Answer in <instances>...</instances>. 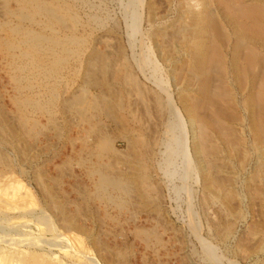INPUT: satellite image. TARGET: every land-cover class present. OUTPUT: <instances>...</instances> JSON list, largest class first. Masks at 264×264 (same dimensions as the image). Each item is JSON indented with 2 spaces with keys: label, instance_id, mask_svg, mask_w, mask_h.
Wrapping results in <instances>:
<instances>
[{
  "label": "rangeland",
  "instance_id": "374dc122",
  "mask_svg": "<svg viewBox=\"0 0 264 264\" xmlns=\"http://www.w3.org/2000/svg\"><path fill=\"white\" fill-rule=\"evenodd\" d=\"M44 1L62 25L35 11L31 0H0V264H264V182L251 178L263 158L252 144L247 90L237 80L226 78L237 116L231 138L243 143L227 159L226 142L210 132L220 148L216 159L227 163L218 172L227 180L223 188H205L189 120L176 129L182 143L168 171L157 146L151 162L146 155V142L163 128L154 92L165 101L163 88L178 100L189 79L185 57L166 59L174 52L172 22L179 6L202 11L201 2ZM78 103L82 108L71 107ZM94 122L110 149L89 148L95 138L85 131ZM140 160L149 163L150 189L138 187ZM107 177L132 185L128 195L104 184Z\"/></svg>",
  "mask_w": 264,
  "mask_h": 264
},
{
  "label": "bare ground",
  "instance_id": "6f19581e",
  "mask_svg": "<svg viewBox=\"0 0 264 264\" xmlns=\"http://www.w3.org/2000/svg\"><path fill=\"white\" fill-rule=\"evenodd\" d=\"M31 1L32 4H34L35 6V11L46 12V14H48L51 20L59 21L58 25L63 22V17L60 16L61 14H59L55 10L53 5L47 6L46 5L47 2L45 3L44 0H31ZM50 1L53 2V0ZM198 2H201V5L204 10L194 11L192 8H187V7L185 8V6L183 5L179 6L180 7L179 15L177 19L172 22L173 30L170 34H168V41L171 42V46L173 47L174 52L171 53L169 52L170 53L169 55L167 54V52H166L167 55L165 54L166 59L170 60L171 62H176L178 61L179 58H181L179 60H182V57H185V59H187L186 62L188 68L187 67L186 68L189 79H187L188 81L186 82L184 87H182L183 89L178 93L179 94V98H177L178 100H176L173 96H171L170 92L164 90L161 87L160 88L163 90L164 93H166L168 97L165 101L162 99L163 97L161 95V92L160 93L158 91L154 92L153 100L155 102L159 120L163 119L161 123L163 128L161 129V126L159 125L160 129L154 132V136H151L149 143H147L146 140L143 141L142 138H140L143 141L142 142L140 140L142 143L138 141L139 139L136 141L138 137L137 138L135 137L136 138L135 139L132 136V138L133 140L135 139L134 140V142L136 141L135 143L139 142L141 145L146 142L147 144L145 145L147 146L146 155L150 160V162L152 161L153 157H155V154L157 155V153H160L161 155H163V157L165 158L164 159L162 158L163 159L162 162L164 163L166 161L167 163L166 165H168V167L166 168L168 171L169 166L171 165L172 161H174L172 159L176 154L180 152L179 149L180 147H178V145L182 143V141H180L182 140V138L180 139V135L176 133L177 131H181V130L176 131V129L178 127H180V129L181 127H184L186 124V120H189L194 130V131L192 130L194 132V134L192 135L194 136H193V145L191 149L195 153L201 171L204 175L205 188L207 189V191L209 190L210 192L214 190H215L214 192L219 191L221 188L225 186V182L227 180L225 179L224 176L218 175V172L223 171L227 163H225L226 165L224 164V162H221L220 164L219 160L216 159V155L219 153L220 148L217 147L214 144V141L210 138V132H212L211 135L214 134L215 132V134H218V137H221L226 142L225 143L227 148L226 151H228L227 159H230V157L233 156L232 152L237 150L236 147H238V145L241 146V144L243 143V142L239 143L238 141L239 138L236 140L237 143L234 142V140L231 138L233 136L232 132L234 131H233V127H231L230 122L236 120L237 116L234 110L232 109V107L234 108V102H232L233 88H230V86L227 84V79H226L228 75H230L235 80H237V85L243 90V92L247 90V92L245 93L247 95L246 104L249 105L247 107L251 112L249 114H251L250 118L252 121V129L255 134L252 144L255 151L258 152L260 158H263V160H261L259 165H257L256 168H254V174L252 175L251 178L252 180L253 178H255L254 181L257 179L264 182V0H198ZM152 8L153 5L151 4L150 7L151 12H152ZM153 15L155 16L154 12ZM74 17L75 16L73 15V18ZM65 19L67 20L66 17ZM166 30H168V28ZM166 30L164 29L161 31L158 30L157 36L158 37L160 36L161 39L164 38L166 36ZM8 42L11 44V41L8 40ZM179 63L180 62H178V64ZM90 67L91 66H89L88 68ZM104 69H106V67ZM175 69L177 71L178 68ZM194 77H198V78L200 77V82L199 81L198 82H199V93H200L199 95L201 96V98L200 99L198 98V101L197 99L193 100V96H192L193 89L191 87L193 86L192 84L193 81L191 80L194 79ZM198 78H195V80ZM215 78L216 80H219L218 85L215 84L216 81ZM111 99L114 101V98ZM72 102L74 103L75 100ZM80 103L76 105L75 104L71 105V107L75 106V109H78L79 107H81ZM251 103L254 104L255 106L257 105L258 108L260 107L258 113L256 111L255 106L250 105ZM199 104L205 108V111H207L206 113L207 116L206 115L200 116L197 114V110L199 108L197 106H200ZM77 105L78 108H76ZM106 106L107 109H109L108 108L109 105ZM110 114H112V112ZM96 128L97 127L94 122V124L91 125L90 129L85 131L86 134L85 138L87 137L95 138L94 146L92 147L91 145L89 146V148L91 149L92 152L93 150L95 151L96 147L100 149L105 148L104 149L105 151L107 148L110 149L111 142L109 138H107V135L104 134L102 128L99 127L100 130ZM183 140H184L183 145H185L183 148L186 152L188 147L187 136H185ZM128 141H129L128 142L129 145L133 144L131 139H129ZM85 142L87 144L88 140H86ZM156 146L158 147L159 150V152L157 153H156L157 151ZM183 148H181V151L183 150ZM135 154L133 153L131 155L136 156ZM140 154L141 153L139 152V155ZM185 154L188 153L186 152ZM244 154L245 157L247 158L248 153L244 152ZM141 156L139 157L141 158ZM131 157L132 156H130L128 160ZM134 161H136V159H134ZM141 161L143 163L141 164L139 169L138 167L136 168V166L134 167L137 170H140L139 172H142L141 175L142 179L139 178L141 179V181L137 182L140 185V186L138 185V187H142V188L144 187L145 189V187L149 188L147 185L151 186L149 182L150 180L149 165H148L149 163L144 162L143 160H140V162ZM137 173H135L134 175H136ZM105 182L106 184L107 183H109L110 185L112 184L113 187L118 191H121L126 194L127 192H129L130 184H128V182H126L125 180L122 181L121 179H119V177L118 178L114 177L109 180L107 177V180L104 181L103 183L105 184ZM228 182H229L228 184H230L232 180L228 178ZM140 190L142 191V189ZM228 195H225V197L229 198ZM140 196L141 195L139 194L138 198ZM146 197L147 196L145 194V197H141V200L142 198L144 199ZM226 234H228V231L226 232ZM14 239L10 240L6 238L5 242L6 241L14 242L16 240ZM203 245L205 247V251L209 255H212L213 252L212 249L208 247V243L203 241Z\"/></svg>",
  "mask_w": 264,
  "mask_h": 264
}]
</instances>
